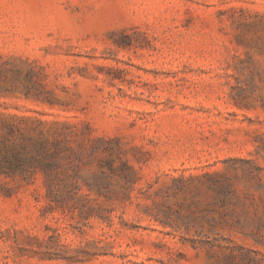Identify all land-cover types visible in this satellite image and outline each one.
<instances>
[{"label":"rangeland","instance_id":"rangeland-1","mask_svg":"<svg viewBox=\"0 0 264 264\" xmlns=\"http://www.w3.org/2000/svg\"><path fill=\"white\" fill-rule=\"evenodd\" d=\"M0 264H264V0H0Z\"/></svg>","mask_w":264,"mask_h":264}]
</instances>
